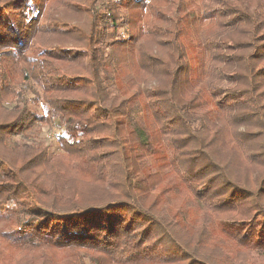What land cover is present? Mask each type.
<instances>
[{"label": "trees", "instance_id": "16d2710c", "mask_svg": "<svg viewBox=\"0 0 264 264\" xmlns=\"http://www.w3.org/2000/svg\"><path fill=\"white\" fill-rule=\"evenodd\" d=\"M263 261L264 0H0V264Z\"/></svg>", "mask_w": 264, "mask_h": 264}, {"label": "rangeland", "instance_id": "374dc122", "mask_svg": "<svg viewBox=\"0 0 264 264\" xmlns=\"http://www.w3.org/2000/svg\"><path fill=\"white\" fill-rule=\"evenodd\" d=\"M120 11H121L122 13L124 12V10H123V9H121V8H120ZM263 262H264V261H263Z\"/></svg>", "mask_w": 264, "mask_h": 264}]
</instances>
